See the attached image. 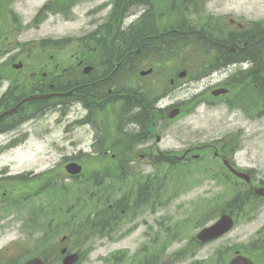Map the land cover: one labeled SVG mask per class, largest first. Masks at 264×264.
Wrapping results in <instances>:
<instances>
[{
	"label": "flooded vegetation",
	"instance_id": "flooded-vegetation-1",
	"mask_svg": "<svg viewBox=\"0 0 264 264\" xmlns=\"http://www.w3.org/2000/svg\"><path fill=\"white\" fill-rule=\"evenodd\" d=\"M23 1L2 2L4 6L10 4L11 7V11L4 8L0 14V26L5 28L1 37L4 36V41L9 43L4 50L7 56L12 52L14 40L24 37L26 28H31L33 23L39 27L48 22V12L64 19L65 11L73 13L74 0H57L55 10L47 4L56 0H48L25 21L17 8ZM80 1L84 5L91 4L88 9H82L81 15L85 25L91 27L92 34L76 38L70 54V67L59 69L55 64L49 67L48 73L30 71L22 83L24 88L21 92L8 81L6 89L0 93V135L30 137L32 130L39 129L34 137L41 140L52 136L57 131L55 128H59L60 138L69 143L59 150L63 155H72L61 164L63 169L70 162H79L82 155L110 157L109 164L101 165L98 173L90 174L89 179L81 181L77 179L79 175L70 182L105 188V222H98L100 209L92 217L95 219L94 230L106 235L108 245L120 249L123 241L141 230L144 239V243L139 245L143 252L141 263L145 264L146 252L154 251L157 253L154 264H159L163 225L160 217L162 172L190 167L192 159L189 157H193L194 148L186 139L193 137V133L196 138L205 136L199 131L194 132L200 109L214 111L226 108L228 114L237 113L246 121L264 118V69L257 67L258 53L264 56V51L258 50L264 43V31L254 30L256 25L252 24L248 29L250 39L244 42L238 32L242 27L232 24L227 44H207L209 50L206 48L179 64L177 41L194 32L188 23L178 20L181 16L177 10L178 0H168L166 4L159 0ZM8 25L11 28L6 34ZM134 35L138 38L133 40L132 46L118 40L121 36L128 41V37ZM242 41L243 45L251 42L253 48L248 50V45L240 47L239 42ZM158 42L164 43V49L159 50ZM64 50V47H58L53 53L59 54ZM54 56L51 55L50 60H54ZM181 74L186 76L183 79L186 82L178 79ZM15 80L18 82L19 75ZM185 84L188 96L184 103L178 102L176 91ZM111 85L120 86V90L113 89ZM67 92L72 94L22 102L33 95ZM115 92L118 94L114 95ZM183 104L188 106V134H180L182 140L178 151L176 147H164L162 143L176 137V121L180 116L172 119L170 113ZM71 108H75L73 117L68 114ZM130 108H133L132 112ZM59 113L60 116L53 118ZM50 114H54L52 119L43 121L41 125L42 117ZM74 134L78 135L76 141H72ZM7 148L0 141V151ZM54 149L58 148L54 145ZM233 151L229 148L226 154L215 155L224 166L234 167ZM178 152L182 153L180 157ZM147 170L150 174H146ZM7 178L11 181L13 177ZM257 187L253 188L254 192ZM15 192L14 188L8 193L5 190L2 196L11 201ZM176 193L177 190H171L166 201ZM115 254L111 253L110 264L123 262L124 255L117 262Z\"/></svg>",
	"mask_w": 264,
	"mask_h": 264
},
{
	"label": "rangeland",
	"instance_id": "rangeland-1",
	"mask_svg": "<svg viewBox=\"0 0 264 264\" xmlns=\"http://www.w3.org/2000/svg\"><path fill=\"white\" fill-rule=\"evenodd\" d=\"M44 1L46 0H24L17 5V8L19 9V13L24 16V20L28 21L38 6ZM159 1L166 4L170 0ZM189 1L191 0H184V2L178 0L177 10L181 15L185 14L184 18L191 27L197 29H200L205 24H217L216 19L221 20L224 17L225 20L223 22L227 24L228 20L226 16H229L228 19H234L233 21L236 22L239 20L243 21L241 23L245 24L244 27L246 28L253 26L249 22H259L264 19V0H211L205 5L204 10L200 6L197 9L190 7L191 5L188 6ZM2 2L6 4L7 0H0V14L4 8L5 11L6 9L11 11L10 4L9 6H4ZM88 7L81 6L84 9H88ZM19 13L17 14L18 17H20ZM81 18L83 17L74 18L71 21L65 20L64 22L58 16H51L48 22L40 28H29L30 31L26 28L27 32L24 37H33L31 39L37 40L46 35H73L79 33L86 26L84 25L85 19L83 18V21ZM9 28L11 26L8 25L6 34H8ZM4 30L5 28L0 26V82L2 84L5 82L2 89L6 88L9 81V84L12 83V86L21 92L24 88L22 87V83L26 81L30 71L39 70L40 72L44 71L48 73L49 64L54 66L56 63H59L60 67L68 65L69 51L52 54L44 53L42 46H16L17 42L24 45V42H22L24 37L14 40L11 45L12 52L10 56H7L4 50L9 47V43L4 41V36L1 37L4 34ZM261 46L262 51H264V43ZM51 55H55V59L50 63L49 57ZM180 55L186 59L191 58L190 53L184 49L180 52ZM6 63L10 64L5 68ZM20 64L22 65V69L17 70L15 67ZM16 75H19L18 82L15 80ZM2 91L0 89V92ZM29 93L30 90L27 87V94ZM187 94L186 90L176 92L179 100L185 99ZM200 110V115L195 119L194 126L197 130H194V132L199 131L200 133H204L205 136L196 138L193 133V137L189 136L186 139L188 145H210V143L215 142L225 134L235 132L231 136L238 135L240 137L239 151L235 156V161L243 169L251 170L257 180L262 179L264 181V118L260 117L250 122L243 119L237 113L228 114L226 108L214 111H207L204 108ZM53 115L50 114L49 116L42 117L43 119L39 121L40 124L43 125V121L45 120H51ZM74 115L75 112L69 117H73ZM176 124L178 126L176 137L164 140L162 145L164 147H176L179 151L180 139L182 140L180 134H188L186 129L188 124L187 114H184L183 118L178 119ZM55 129L57 131L52 136L45 137L44 141L37 140L34 137L38 134L39 129L32 130L29 138L23 136L13 139L11 134L3 137V143L8 148L3 150L2 155H0V193L10 188L16 189V192L12 194L11 201L8 198L0 199V264H8L9 261L13 262L24 253H33L36 256L40 255L42 244L37 239V236H34L33 239L29 236L32 240L26 238L27 234L31 233V231H25V214L30 207H37L39 203L41 206L48 205L47 208L54 211L52 213L49 212V217L54 218L55 226L58 220L66 222L69 218L78 219L76 211L78 204L76 203L73 189L69 188L71 183H69L67 177L64 176L65 181L61 183V185L68 186L66 196L63 194L61 196L54 192L49 194L38 191L40 185H44L43 181L54 180L63 171L58 170L55 174L44 172L50 171L60 164L64 157L70 158L72 156L70 154L63 156L62 151L59 150L60 147L69 143H64V140L60 138L62 136L61 131L59 128ZM61 129L63 128L61 127ZM239 130L241 133L237 132ZM77 137L78 135L74 134L72 141H76ZM54 145L58 149H54ZM218 147H221V145L218 144ZM201 149L194 152V155L200 156L195 161V164L189 162V168H177L174 178L178 179V184L175 185V188L178 189V195L171 202L167 201L164 204L165 209L161 211V218H172V221L177 222L178 225L177 228L172 229L180 231L176 240L168 245L169 247L165 251H162L161 264H226L228 259L232 257L234 248H243L245 253L248 251L249 254H252V250L260 246V242L264 240V232L257 235L264 228V203L259 204L255 212H251L250 207L245 208L250 204L245 203L242 207L243 211L237 216L235 227L225 237L205 246H200L198 249H194L188 245V241L189 244H194L192 240L199 229L211 224L215 220H210L211 217H215L211 216L212 213L214 214L223 208L229 210L226 208V203L235 199L238 193L242 191L241 187L243 186L241 182H237L238 180L229 173L225 172V177L222 176L220 178L215 166L221 165V163L214 158L215 150L208 146H204ZM89 157L93 156L82 155L80 157L81 163L87 169H97V167L100 169V165L108 163V158L93 157L94 161H89ZM32 171L35 176L30 177L32 175L30 172ZM21 175L27 178H15ZM7 176L14 178L12 180V187H9L11 181L8 180ZM39 176L41 178L37 179ZM219 181L224 184H221ZM27 190L28 195L32 194L30 191L35 193L32 200H24ZM69 190L71 193H69ZM232 208L238 211L241 205L237 201ZM6 212L7 214H4ZM10 212H18V216H20L18 220L15 213L7 216ZM43 226L44 223L41 224L42 230H44ZM161 236L163 237V245L170 243L172 233L169 237L164 234ZM54 238V236L48 238V241L52 242L48 245L49 259L51 262H54L53 264H61L60 259H58V251H51L52 249H56L54 243L59 242L58 238L57 240ZM76 242H78L76 239L70 240L66 243V246L72 248ZM143 243L144 239L142 238L141 230H139L123 241L120 247L125 248V251L131 256L137 251L139 245ZM87 247L91 248V251L79 264H108L103 259H107L110 251L115 249L113 246L108 245L107 242H94L93 240L89 241ZM29 251L31 252L27 253ZM175 255L177 256L175 257ZM253 258L257 264H264V248L259 253H255ZM202 260L205 261L200 262Z\"/></svg>",
	"mask_w": 264,
	"mask_h": 264
},
{
	"label": "trees",
	"instance_id": "trees-1",
	"mask_svg": "<svg viewBox=\"0 0 264 264\" xmlns=\"http://www.w3.org/2000/svg\"><path fill=\"white\" fill-rule=\"evenodd\" d=\"M93 199L91 197V195L89 196L88 194H86V196H83L80 198V205L81 207L83 208V211L79 212V216H80V219H77L73 222L71 221H66V225L64 227V230H66L69 234H67V238L69 240H77L78 242H76L72 248V250H76V251H79L80 250V244H84L89 238H90V235L89 233H85V232H80L78 233L79 231L81 230H84V231H88V229L86 228V225L89 223V209H90V202L89 200ZM251 200V193L248 192V191H245L242 193V196L241 198L239 199H236V200H231L230 202L226 203V208L229 209V210H225L224 208L221 209L220 212H234L236 211V209H233L232 207H234V204L237 203V201L241 204H244L245 201H249ZM68 222V223H67ZM69 225V227H68ZM52 236L51 233H48L45 234V233H40L38 239L39 241L42 243V245H44V247H42V250H41V253H40V256L45 258V259H48L50 261V259L48 258L49 255H48V245L51 244L52 242L51 241H48V238ZM51 238V237H50ZM53 248V247H52ZM56 251V249H52L51 251ZM50 251V252H51ZM29 253V252H27ZM31 254V253H30ZM30 254H22L21 256H19L16 260H14L11 264H20L22 263L23 261H25L26 259L29 258Z\"/></svg>",
	"mask_w": 264,
	"mask_h": 264
},
{
	"label": "water",
	"instance_id": "water-1",
	"mask_svg": "<svg viewBox=\"0 0 264 264\" xmlns=\"http://www.w3.org/2000/svg\"><path fill=\"white\" fill-rule=\"evenodd\" d=\"M67 169H69V171L71 170L70 172L72 173H77L79 171V167L76 166L75 164L68 166ZM233 173L242 179L248 180V178L245 175L236 173L234 171ZM232 226H233L232 219L229 216L224 215L214 225L204 228L202 231H200L199 234L196 236V239L201 243H204L209 240L217 239L222 235H224L225 233H227L232 228ZM64 253L65 250L62 251V254ZM77 259H78L77 255L66 256L63 260V264H73L77 261ZM24 264H46V263L40 258H33L25 262ZM229 264H253V263L245 257L237 256L233 258L229 262Z\"/></svg>",
	"mask_w": 264,
	"mask_h": 264
},
{
	"label": "bare ground",
	"instance_id": "bare-ground-1",
	"mask_svg": "<svg viewBox=\"0 0 264 264\" xmlns=\"http://www.w3.org/2000/svg\"><path fill=\"white\" fill-rule=\"evenodd\" d=\"M137 38H138V35H134L132 37H128V39H127L128 41H125V38L120 36L118 40L121 41V42L124 41L125 44L129 43L132 46L134 44L133 40H136ZM159 43L160 42H158V45L161 46V48L159 50L164 49L163 48L164 47V43H160V44ZM257 67H259L261 69H264V56L261 53H258V64H257ZM110 87H112L113 89H116L117 91L120 90V86H117V85H111ZM115 94H118V92H115L114 95ZM129 111L132 112L133 108H130ZM102 202L105 205H107V199L106 198H104L102 200Z\"/></svg>",
	"mask_w": 264,
	"mask_h": 264
}]
</instances>
